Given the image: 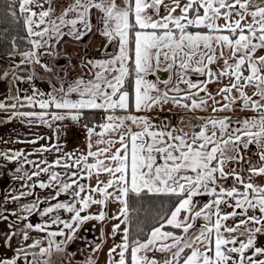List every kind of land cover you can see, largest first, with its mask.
Returning a JSON list of instances; mask_svg holds the SVG:
<instances>
[{
    "label": "snow or ice",
    "instance_id": "1",
    "mask_svg": "<svg viewBox=\"0 0 264 264\" xmlns=\"http://www.w3.org/2000/svg\"><path fill=\"white\" fill-rule=\"evenodd\" d=\"M6 7L22 23L30 48L19 52L15 70L0 75L15 81L9 85L15 94L0 100V112L7 114L4 122L19 119L50 129L55 124L57 142L27 155L53 149L62 155L49 163L20 150L0 151V159L18 165L13 178L28 189L9 194L4 203L33 197L0 211V220L15 217L0 244L12 255H0V264H53L54 252L63 253L84 224L105 220H119L110 234L120 236L106 253L107 264H264V0H7ZM97 35L103 58L85 52L79 61L84 75L74 80L67 79L69 68L57 71L58 65L43 59L59 60L66 37L78 44ZM25 65L33 71L18 74ZM36 66L49 77L51 91L34 86ZM161 71L167 79L157 75ZM22 82L30 83V95L17 87ZM168 105V111L181 109L192 119L181 116L174 125L168 117L155 122L139 114ZM209 109L254 115L195 116ZM92 112L102 113L103 122L92 124ZM63 121L84 128L86 152H62ZM251 146L258 163L251 154L245 159ZM25 165L33 168L30 174ZM42 174L47 181L37 182ZM93 179L94 185L81 182ZM37 187L53 195L41 200ZM61 195L69 199L61 201ZM159 196L174 199L154 215L145 210L152 226L133 234L127 225L140 210L136 203ZM201 196L210 199L200 205ZM113 201L120 207L110 216L105 209ZM94 205L100 210L89 213ZM35 215L48 219L33 224ZM31 232L43 238L32 239ZM107 235L101 231L94 252ZM17 237L23 243L13 247ZM82 264L98 261L89 257Z\"/></svg>",
    "mask_w": 264,
    "mask_h": 264
},
{
    "label": "rangeland",
    "instance_id": "2",
    "mask_svg": "<svg viewBox=\"0 0 264 264\" xmlns=\"http://www.w3.org/2000/svg\"><path fill=\"white\" fill-rule=\"evenodd\" d=\"M78 46V49L80 51V56L85 55L89 53V47L86 46V44H76ZM74 48V47H73ZM114 51V49H112ZM50 64H54L53 61L49 62ZM76 64V62H75ZM49 77L46 73H43V71H40V91L41 92H49L51 91V88L48 83ZM0 86H3L2 83H0ZM1 90H4L2 88ZM28 94H31V89H29ZM3 95V94H2ZM0 100H5L0 98ZM7 102V101H6ZM219 114V113H218ZM208 116V115H206ZM7 114L0 112V129H2V135L0 136V151L3 152H9V147L12 145L13 151H17L20 148V143L28 148L26 150L27 152L23 151L26 155L31 153L36 147L40 148L41 145H51L55 144L57 142V138L54 135V129L56 125H53V128L50 129L46 125H40L37 127V125H28V124H20L19 121L16 119L12 120L11 122H4L6 121ZM61 127L64 128V132L66 134H61L59 137V143L62 145V152H76L77 154L83 153V150L81 149V146L78 143V137H79V131L83 130L84 128L80 125L73 124L70 121H63L58 122ZM22 125V126H21ZM24 127V128H22ZM28 127L29 133H31L29 136L21 137L23 139L33 140L37 139L38 137H44L45 139H40L36 144H30L20 141L11 142L8 137H5L6 134H11L12 132H17L20 130H25ZM7 130V131H5ZM36 130V131H35ZM5 141H8L7 143ZM31 146H34V148H31ZM11 149V148H10ZM31 149V150H29ZM58 155H62V153H57L54 149L50 152H45L42 155H40V159H46L49 163L53 162ZM30 155H27V158H29ZM38 160V159H37ZM18 165L15 163H6L3 159H0V189L5 191V193L0 194V211H3L5 208L9 210H15L17 209L19 204L23 203H31L33 200L26 201V199H21L20 201L16 203H8L5 204V197L9 194L11 195H18L14 192L17 184H20L21 181L14 179L13 177L17 174L14 173L15 167ZM25 168L29 171V174L33 170V168L29 165H25ZM58 172H63L62 169L56 168L54 169ZM37 182L41 179L47 181V175L42 174L39 178H34ZM84 183V181H81ZM40 198L43 200L45 197H51L53 195V192L50 190L40 189ZM61 201L68 200L69 197L65 195H61L59 197ZM51 203H55L56 201H50ZM47 204H42L41 207H47ZM90 213V212H89ZM7 214V213H5ZM85 213H82V215ZM61 217L65 220H68L70 218L69 213L67 212H61ZM15 217L9 216L8 221L0 220V244L3 243L4 239V233L8 232V223L14 220ZM47 217H40L39 215H35L30 217V220L33 224L35 223H42L44 220H47ZM102 223H98L96 221H89L86 224H84L80 230L75 234L77 239L67 244V247L63 253H55L53 254V264H82V262L86 261L89 257H93L94 259L97 256V252H94L93 249L98 243H101V225ZM95 225V227H93ZM20 227H23V224L20 225ZM58 227L62 226H53L51 230H57ZM67 232V230H65ZM32 239H42L43 233L39 232H31L30 233ZM57 240H63L64 237H57ZM104 241V240H103ZM23 243L22 240H20L18 237L13 240V247H18ZM31 243V240L29 241ZM103 245V243H102ZM74 253V255H73ZM0 255H6L11 256L12 252L8 251L6 249L0 248Z\"/></svg>",
    "mask_w": 264,
    "mask_h": 264
},
{
    "label": "crops",
    "instance_id": "3",
    "mask_svg": "<svg viewBox=\"0 0 264 264\" xmlns=\"http://www.w3.org/2000/svg\"><path fill=\"white\" fill-rule=\"evenodd\" d=\"M59 2L61 4L66 3V0H59ZM59 11V8L57 9ZM26 37V36H25ZM68 42L67 43H62V45L59 46V50H60V58L59 60H52L50 57L45 56L43 59L47 60L48 62L53 61L54 64L58 65L57 66V71H60V66L69 68L70 73L69 76L67 77V79L69 80H74L76 79L78 76L80 75H84L83 69L80 65V51L77 50L78 46L76 45L77 43L72 42L69 38H65ZM103 43V39L101 37H99L98 35L96 37H93L91 39L86 38L85 41H82L78 44L82 45V44H86V46H88L90 49L88 50L89 53L87 54V56L89 58L92 59H98V58H103V49H100V45ZM74 47V48H73ZM30 48V46H29ZM29 48L25 49V50H12L10 52H8L7 54H3L0 55V75H2L3 72L5 71H12L15 70L16 65L19 64L20 60H21V56L19 55V52L21 51H26ZM110 51H112V49H110ZM64 53H67V55L65 56ZM83 56V55H82ZM81 56V57H82ZM76 62V64H75ZM52 64V63H51ZM75 65V68H72V65ZM36 72L38 73L37 78L35 79L34 86L36 88H38L40 90V71H42L41 69H39L38 66L35 67ZM33 71V66L31 65H25L22 66V70L18 72V74L26 76L27 74H30ZM163 72V71H162ZM164 75L159 76L161 79H167L168 78V73L163 72ZM156 77H149V79H155ZM194 79H197L196 77H194ZM0 83L3 84V86H0V98L5 99L8 96L14 95L15 92L10 91L9 89V85L10 83H15V81L11 80V77L7 78V79H0ZM17 87L20 89L21 92H23L24 94H28V90L31 89L30 87V83L29 82H22L19 83L17 85ZM161 87H163V85H161ZM2 88H4V90H1ZM210 89L212 91V94L215 95L216 94V86L215 85H210ZM3 94V95H2ZM251 94V93H249ZM201 95L203 96L204 93H201ZM217 99H220L217 96ZM209 103L211 104V101H209ZM171 105L165 106L164 111L161 112H152V113H139L141 115H150L153 117L155 122H159V120L164 119V117H168V122L170 124H174V125H178L179 121H180V117L181 116H185L188 119H192L193 114L191 113H187L184 110L181 109H177V108H172L171 111H168V108H170ZM24 110H28V109H24ZM37 111L39 109H36ZM232 116L234 119L239 117L240 119L243 118H247L250 117L252 115H254V113L251 112H241L239 109H237L235 112H225V113H212L211 110L209 109L207 112H200L197 111L195 113L196 117H200V116ZM17 121H19L20 124H22L20 122L19 119H16ZM193 122H199V121H193ZM36 125V124H35ZM22 126V125H21ZM40 125H37V127ZM24 128V127H22ZM25 130H20L17 132H12L11 134H6L5 137H8L9 139L6 140H10L11 142H15V141H29L28 139H23L21 137H26L29 136L31 133H29V128L25 127ZM2 129H0V136L2 135ZM7 131V130H5ZM36 131V130H35ZM79 137L78 139V143L81 146V149L83 150V153L86 152L87 150V135H86V131L80 130L79 131ZM12 145H10L8 150L13 151L12 149ZM11 148V149H10ZM31 148H34V146H31ZM38 149V147L32 149L33 151L31 153H35V151ZM20 151H25L28 150V148H26L25 146H23L20 143V148L18 149ZM31 150V149H29ZM255 147L251 146L249 152L247 153H243L245 155V159L247 160L248 156L251 154L253 156V163H258V156H255ZM30 160H34L37 161L40 160V155H30L29 158ZM105 179H107V177H105ZM20 181V180H19ZM24 182L21 181L20 184H17L14 192L19 194V192H24L27 191L28 189L25 187H22V184ZM84 183L87 184H95V179L91 180V181H84ZM230 183V182H229ZM5 193V191L0 189V194L1 193ZM40 189L37 187L35 188V194L36 196L40 197ZM23 199H26V201H30L33 200V197H25ZM197 201L199 202L200 205H202L203 203L207 202L210 198L209 197H197L196 198ZM120 207V205L118 204V202L113 201L112 203H110L107 208L105 209L107 211V213L111 216V215H116L118 214V208ZM100 210V206L99 205H94L92 206L89 210H87L90 213H97ZM115 223H119V220H105L101 225V230L108 234L107 238L104 239V241L102 242V248L99 252H97V256H96V260L98 261V264H107V257H106V253L108 251V249L110 247H112L114 245V243H118L120 241V236L117 235L115 237V239L112 238L111 234H110V229L112 227L113 224ZM125 225H121V228H123ZM262 242H264V240H262Z\"/></svg>",
    "mask_w": 264,
    "mask_h": 264
},
{
    "label": "trees",
    "instance_id": "4",
    "mask_svg": "<svg viewBox=\"0 0 264 264\" xmlns=\"http://www.w3.org/2000/svg\"><path fill=\"white\" fill-rule=\"evenodd\" d=\"M6 4L7 0H0V55L7 54L12 50H25L30 46L25 38L26 33L22 23L14 21L7 14ZM88 115L89 121L94 125L103 122L102 113L92 112ZM172 199L174 198L159 196L152 198L151 201H138L135 207L140 210L130 214L131 219L127 225L130 231L133 234L137 233L140 229L147 231L153 223L151 215H154L161 205H164L165 208L169 207ZM147 209H151V215L146 217L145 210Z\"/></svg>",
    "mask_w": 264,
    "mask_h": 264
},
{
    "label": "water",
    "instance_id": "5",
    "mask_svg": "<svg viewBox=\"0 0 264 264\" xmlns=\"http://www.w3.org/2000/svg\"><path fill=\"white\" fill-rule=\"evenodd\" d=\"M157 75L162 76V75H164V73L161 71V72L157 73Z\"/></svg>",
    "mask_w": 264,
    "mask_h": 264
}]
</instances>
